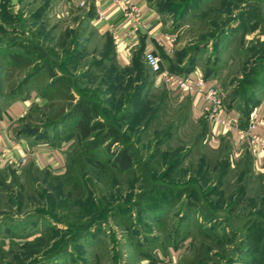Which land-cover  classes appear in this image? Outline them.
<instances>
[{
  "label": "rangeland",
  "instance_id": "obj_1",
  "mask_svg": "<svg viewBox=\"0 0 264 264\" xmlns=\"http://www.w3.org/2000/svg\"><path fill=\"white\" fill-rule=\"evenodd\" d=\"M149 1L178 62L213 72L228 109L264 99V0ZM93 14L73 0H0V50L49 61L55 86L75 97L35 103L50 82L42 74L24 86L33 104L17 128L34 132L85 105L104 123L94 134L120 137L88 143L64 130L61 170L27 162L0 172V264H154L159 253L165 264H264V169L248 143L213 140L144 56L117 63ZM8 63L0 58L1 108L31 69ZM124 148L130 170L112 163Z\"/></svg>",
  "mask_w": 264,
  "mask_h": 264
},
{
  "label": "crops",
  "instance_id": "obj_2",
  "mask_svg": "<svg viewBox=\"0 0 264 264\" xmlns=\"http://www.w3.org/2000/svg\"><path fill=\"white\" fill-rule=\"evenodd\" d=\"M82 2V0H73ZM85 4L94 6L95 10H102L105 18L101 21H95L96 27L103 33H107L112 37L113 41V54L117 63L120 65H129L135 54L139 51L144 55L145 51H153L158 54L163 62L164 66L171 70L179 67L180 63L177 60L176 55V42L174 35L165 29V23L163 21L161 13L151 4L149 0H134L142 13V24L136 25L125 17L124 12L111 0H84ZM114 35L120 37L119 42H115ZM198 62V61H197ZM196 65H199L196 64ZM199 74L204 75L202 69L196 67ZM161 81L162 78L156 76V82ZM218 79L215 76L207 78V83H218ZM169 90V88L166 86ZM170 91V90H169ZM171 96H173L171 94ZM174 99H180L181 101H190L191 118L194 121L206 119L204 118L200 105L194 95L190 92H184L180 96L173 97ZM35 103L43 104L44 97L37 96L34 99ZM33 104V98L16 97L11 98V101L5 108L0 107V145L6 148L5 157L0 156V172L5 174L11 167L17 168L21 158L26 157L28 162H34L41 167H51L54 170H61L64 166L63 147H54L45 142H36L31 136L18 135L17 124L25 116L30 106ZM260 116L263 121L258 126L257 132L262 136L264 135V99L260 101ZM230 114L240 116L241 112L237 108L229 109ZM210 123V122H209ZM211 136L219 138L225 133L230 135L231 140L235 147L242 148L245 146L247 149V142L243 141L238 131L234 129L225 130L217 125L210 123ZM229 131V132H228ZM246 144V145H245ZM65 147V146H64ZM12 161V163H11ZM255 167L258 169H264V151H260L258 155L254 157ZM159 257L164 261L162 255L159 253ZM161 261V260H160ZM159 261V262H160ZM160 262L165 264V262ZM175 261L173 255L169 264H173ZM154 263V264H159ZM168 264V263H166Z\"/></svg>",
  "mask_w": 264,
  "mask_h": 264
},
{
  "label": "trees",
  "instance_id": "obj_3",
  "mask_svg": "<svg viewBox=\"0 0 264 264\" xmlns=\"http://www.w3.org/2000/svg\"><path fill=\"white\" fill-rule=\"evenodd\" d=\"M92 10L95 11V14H96V10L94 9V6H92ZM95 14H93V17H95ZM109 37L112 41V37L110 35ZM6 51L8 52L6 53L5 51L0 50V58L9 62L8 63L9 66L14 68L16 71L21 72L23 70H28L31 68L30 71L25 76L24 78L25 80H23L22 83L20 84L18 92L17 91L14 93L11 92L9 94L10 98H16L19 94L20 96L25 95L23 94L24 86L26 87L30 83L38 82L39 84H41L43 81H40L41 80L40 76L44 73L46 75L48 74L49 79H50V82L45 86L46 92H42V95H44V98H48L50 96H51V100H55L58 98L73 100L75 98L72 94H68V96H63L64 91L61 88L59 87L57 88L55 86L56 73L54 70H52V67L49 65L51 64L49 63V61H46V60L41 61V58L39 62L38 60L35 61L32 57L29 56L30 55L29 52H25V54H21L20 52H14L13 50H9V49H7ZM136 54L144 56L139 51ZM194 70H195V67H193V65L180 64L179 67H176L175 69H171L169 71L173 73H179V74H182V73L188 74ZM214 75L215 74L211 72V73H206L204 77L209 78ZM47 95H50V96H47ZM24 98H29V96L25 95ZM259 103L260 101L258 98L255 102L251 103L248 106V108H246L245 112L243 111L241 113V116H242L241 126L242 127L247 126L249 118H250V114L253 108ZM74 113H79V114L74 115ZM56 119L57 120H54L53 122L48 123L47 126L37 128L34 132H31L27 129H18L17 134L21 136L25 135V136H31L33 138L35 137L34 139L36 142H45L54 147H64L66 145L68 140L65 143L63 138H61V133L62 132L65 133V131L66 132L73 131L82 140L83 139L87 140L88 143H91L96 139L100 141L101 143H106L107 140L109 139L114 140L115 142L120 141L119 134L115 129H111L110 130L111 132H108L106 135L99 134V133L94 134L95 131H98V129L100 130L104 127V123L101 122V120H99L98 114L97 115L93 114L91 112V109H88L85 105H78L76 106V109L74 107V110L73 109L71 110L70 108V110L67 113H66V109H63L61 114H59ZM205 120L208 121V118H206ZM59 125H62V127L64 128H58ZM56 138L60 139V143L58 145H56L53 141ZM112 163L114 164L115 167H118L121 170H130L134 166V161L131 156V152H129L127 148H124L121 151L116 152L115 159L113 160ZM191 207H194V206H191Z\"/></svg>",
  "mask_w": 264,
  "mask_h": 264
},
{
  "label": "built area",
  "instance_id": "obj_4",
  "mask_svg": "<svg viewBox=\"0 0 264 264\" xmlns=\"http://www.w3.org/2000/svg\"><path fill=\"white\" fill-rule=\"evenodd\" d=\"M111 2L124 12L127 19L137 26L142 24V13L134 0H111ZM81 4L84 5L85 1L82 0ZM104 18V12L96 10L94 21H101ZM114 40L119 42L121 39L114 35ZM144 61L156 76L162 78L173 97L180 96L184 92L192 93L200 105L203 116L208 118L211 124L224 130L238 131L240 138L247 141L252 156L255 157L260 151H264V135L257 132L258 126L263 121L260 116V103L253 108L247 126L242 127V116L229 113L221 87L215 82L208 84L207 78L199 74L196 68L188 74L173 73L164 66L162 58L153 51L144 52ZM5 153L6 148L0 145V156L5 157ZM27 162L26 157H23L18 164L23 166Z\"/></svg>",
  "mask_w": 264,
  "mask_h": 264
},
{
  "label": "water",
  "instance_id": "obj_5",
  "mask_svg": "<svg viewBox=\"0 0 264 264\" xmlns=\"http://www.w3.org/2000/svg\"><path fill=\"white\" fill-rule=\"evenodd\" d=\"M12 6H15L18 4L19 0H9Z\"/></svg>",
  "mask_w": 264,
  "mask_h": 264
}]
</instances>
